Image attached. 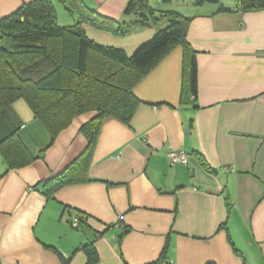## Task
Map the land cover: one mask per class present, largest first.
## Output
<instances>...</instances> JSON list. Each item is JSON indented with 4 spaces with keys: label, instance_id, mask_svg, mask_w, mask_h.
Returning a JSON list of instances; mask_svg holds the SVG:
<instances>
[{
    "label": "crops",
    "instance_id": "0c3cea01",
    "mask_svg": "<svg viewBox=\"0 0 264 264\" xmlns=\"http://www.w3.org/2000/svg\"><path fill=\"white\" fill-rule=\"evenodd\" d=\"M30 1L0 0V19ZM82 1L102 16L136 19L124 13L130 0ZM148 1L177 2L186 9L174 11L194 18L188 41L197 51L199 107L181 103L177 46L134 87L141 104L130 126L104 122L89 181L51 198L39 184L86 149L80 128L95 112L52 144L25 100L0 112V141L17 134L34 155L44 150L10 170L0 151V264H86L77 249L94 237L97 264H147L166 246V264H264V10L217 14L214 3ZM155 33L132 26L123 37L135 49ZM171 149L186 151L188 164H171Z\"/></svg>",
    "mask_w": 264,
    "mask_h": 264
},
{
    "label": "trees",
    "instance_id": "16d2710c",
    "mask_svg": "<svg viewBox=\"0 0 264 264\" xmlns=\"http://www.w3.org/2000/svg\"><path fill=\"white\" fill-rule=\"evenodd\" d=\"M60 2L69 4L68 10L79 18L77 24L61 26L53 0L24 3L0 19V112L19 99L25 100L49 131L50 144L75 118L95 112L80 128L88 142L86 149L61 173L39 184V191L49 198L63 187L89 181V166L104 122L114 118L130 126L141 104L134 87L177 46L184 50L181 103L199 107L197 51L188 41L193 17L159 10L148 0H130L124 13L136 19L120 21L102 16L82 0ZM193 3H214L217 14L264 10V0H236L234 7L223 0ZM161 20L166 25L158 27ZM149 22L159 29L131 54L123 47L97 42L86 30L90 26L126 35L132 26L145 27ZM0 151L7 170L28 166L44 156V150L34 155L17 134L2 139ZM202 163L208 168L204 160ZM95 241L96 237L77 249L87 255L86 264L99 261ZM167 250L166 246L159 259L147 264H166ZM69 263L66 259L64 264Z\"/></svg>",
    "mask_w": 264,
    "mask_h": 264
},
{
    "label": "rangeland",
    "instance_id": "374dc122",
    "mask_svg": "<svg viewBox=\"0 0 264 264\" xmlns=\"http://www.w3.org/2000/svg\"><path fill=\"white\" fill-rule=\"evenodd\" d=\"M53 1L55 3V8H56L57 15H58V22L61 26H72V25L77 24V22L79 21V18L76 14L73 15L68 10V8H70L69 4H64V3L60 2V0H53ZM154 7L159 9V10H169V9L179 10L177 8H181V10L186 9V6H184L182 4L177 5V2H174L172 5H167V6L156 5V3H154ZM165 23H166V21L161 20L158 27L162 26V25L165 26L166 25ZM149 26L151 27L152 30L157 32L158 27L156 25L149 22ZM160 28H162V27H160ZM98 31L99 30L91 29V30H89L88 34L93 39H95V40L98 39V41L97 40L96 41L100 42L101 44L118 46V47L130 46V44L128 45V43H127L128 38H124L123 37L124 35L115 36L114 34H102L105 36H101V34H98V33H100ZM126 50H128L127 52L131 54L135 49H131V46H130Z\"/></svg>",
    "mask_w": 264,
    "mask_h": 264
},
{
    "label": "built area",
    "instance_id": "2783aa9c",
    "mask_svg": "<svg viewBox=\"0 0 264 264\" xmlns=\"http://www.w3.org/2000/svg\"><path fill=\"white\" fill-rule=\"evenodd\" d=\"M168 157L171 161V164H188V154L184 150L171 149L168 153Z\"/></svg>",
    "mask_w": 264,
    "mask_h": 264
}]
</instances>
